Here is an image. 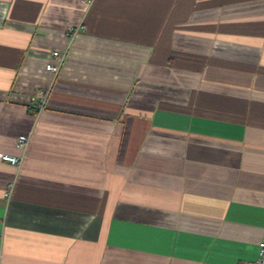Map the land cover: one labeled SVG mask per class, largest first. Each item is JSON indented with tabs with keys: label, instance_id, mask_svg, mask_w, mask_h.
<instances>
[{
	"label": "crops",
	"instance_id": "1",
	"mask_svg": "<svg viewBox=\"0 0 264 264\" xmlns=\"http://www.w3.org/2000/svg\"><path fill=\"white\" fill-rule=\"evenodd\" d=\"M3 151L1 264L254 259L264 0H0Z\"/></svg>",
	"mask_w": 264,
	"mask_h": 264
},
{
	"label": "built area",
	"instance_id": "2",
	"mask_svg": "<svg viewBox=\"0 0 264 264\" xmlns=\"http://www.w3.org/2000/svg\"><path fill=\"white\" fill-rule=\"evenodd\" d=\"M75 32L76 31L74 29L71 35H74ZM52 55L58 59V62L57 63L48 62L46 67L47 69L52 70L55 74H57L64 60V54H62L58 50H53ZM50 90L51 89H47L45 91H38L37 93L32 95L31 100H30L31 103H33V105L35 107H38L39 109L42 108L46 104V101L51 92ZM29 139H30L29 135L20 134L18 135L16 139V144L23 151H25V149L28 147ZM0 158L3 161H6L10 164L18 166L22 163L23 155H17V154L3 151V152H0ZM1 256H2V251L0 250V259H1ZM0 264H1V261H0ZM245 264H264V236L261 238L259 242L257 256L254 259L247 261Z\"/></svg>",
	"mask_w": 264,
	"mask_h": 264
}]
</instances>
